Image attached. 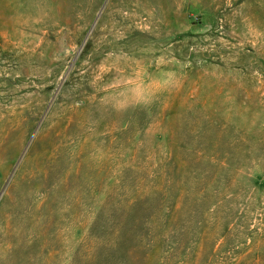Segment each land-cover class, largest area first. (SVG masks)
I'll list each match as a JSON object with an SVG mask.
<instances>
[{"label": "rangeland", "instance_id": "rangeland-1", "mask_svg": "<svg viewBox=\"0 0 264 264\" xmlns=\"http://www.w3.org/2000/svg\"><path fill=\"white\" fill-rule=\"evenodd\" d=\"M0 264H264V0H0Z\"/></svg>", "mask_w": 264, "mask_h": 264}, {"label": "water", "instance_id": "water-1", "mask_svg": "<svg viewBox=\"0 0 264 264\" xmlns=\"http://www.w3.org/2000/svg\"><path fill=\"white\" fill-rule=\"evenodd\" d=\"M100 12H101V10H100ZM100 12H99V13H100ZM96 19H97V18H96ZM92 27H93V25H92ZM1 193H2V192H1Z\"/></svg>", "mask_w": 264, "mask_h": 264}]
</instances>
